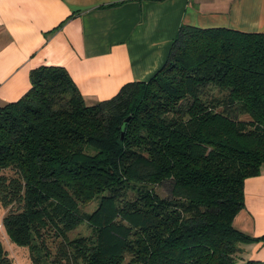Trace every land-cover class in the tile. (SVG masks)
Returning <instances> with one entry per match:
<instances>
[{
	"label": "trees",
	"instance_id": "trees-1",
	"mask_svg": "<svg viewBox=\"0 0 264 264\" xmlns=\"http://www.w3.org/2000/svg\"><path fill=\"white\" fill-rule=\"evenodd\" d=\"M30 81L0 107V205L32 264H257L234 222L264 168L263 34L183 25L153 78L91 105L65 67Z\"/></svg>",
	"mask_w": 264,
	"mask_h": 264
},
{
	"label": "crops",
	"instance_id": "crops-1",
	"mask_svg": "<svg viewBox=\"0 0 264 264\" xmlns=\"http://www.w3.org/2000/svg\"><path fill=\"white\" fill-rule=\"evenodd\" d=\"M264 35V0H0V107L21 99L41 66L65 67L88 104L147 82L181 26ZM235 227L264 237V168L245 182ZM243 261L264 264V241Z\"/></svg>",
	"mask_w": 264,
	"mask_h": 264
},
{
	"label": "rangeland",
	"instance_id": "rangeland-1",
	"mask_svg": "<svg viewBox=\"0 0 264 264\" xmlns=\"http://www.w3.org/2000/svg\"><path fill=\"white\" fill-rule=\"evenodd\" d=\"M156 192L161 197H167L170 194V186L166 183L164 186L156 188ZM98 206V201L95 200L90 204L81 206L83 212L85 213H92ZM9 209H4L0 205V241L4 245L5 249L7 250L9 256L14 261L15 264H32L30 260V250L28 248H21L16 246L14 243L11 242L10 238L8 237L5 229L3 227V220L8 214ZM92 234V229L88 223L83 224L75 231L69 234L71 239L76 237H89ZM51 252L55 253L54 245L49 243Z\"/></svg>",
	"mask_w": 264,
	"mask_h": 264
}]
</instances>
